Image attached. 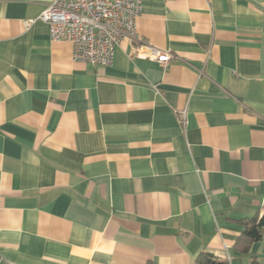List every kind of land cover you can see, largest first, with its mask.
I'll use <instances>...</instances> for the list:
<instances>
[{
  "label": "crops",
  "instance_id": "1",
  "mask_svg": "<svg viewBox=\"0 0 264 264\" xmlns=\"http://www.w3.org/2000/svg\"><path fill=\"white\" fill-rule=\"evenodd\" d=\"M48 2L0 0V264H264V0H142L105 68Z\"/></svg>",
  "mask_w": 264,
  "mask_h": 264
},
{
  "label": "built area",
  "instance_id": "2",
  "mask_svg": "<svg viewBox=\"0 0 264 264\" xmlns=\"http://www.w3.org/2000/svg\"><path fill=\"white\" fill-rule=\"evenodd\" d=\"M141 4L142 0H49L39 20L48 26L52 43H70L74 62L105 68L113 63L121 40H141L136 31ZM134 54L157 63L163 70L178 60L171 53L147 45L135 48ZM185 116V111L180 113L182 125Z\"/></svg>",
  "mask_w": 264,
  "mask_h": 264
},
{
  "label": "trees",
  "instance_id": "3",
  "mask_svg": "<svg viewBox=\"0 0 264 264\" xmlns=\"http://www.w3.org/2000/svg\"><path fill=\"white\" fill-rule=\"evenodd\" d=\"M243 228L242 233L237 238L234 248L245 254L248 252L250 245L262 239L264 231V214L261 217H253L241 221ZM193 264H228L224 260H220L213 254L202 252L200 253ZM248 264H257L255 258H251Z\"/></svg>",
  "mask_w": 264,
  "mask_h": 264
}]
</instances>
